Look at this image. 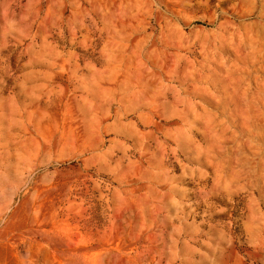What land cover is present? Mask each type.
<instances>
[{"label": "rangeland", "instance_id": "obj_1", "mask_svg": "<svg viewBox=\"0 0 264 264\" xmlns=\"http://www.w3.org/2000/svg\"><path fill=\"white\" fill-rule=\"evenodd\" d=\"M0 264H264V0H0Z\"/></svg>", "mask_w": 264, "mask_h": 264}]
</instances>
